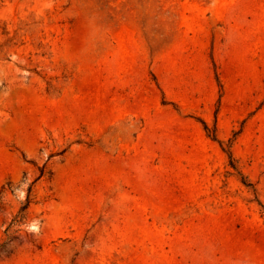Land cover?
<instances>
[{"label": "rangeland", "instance_id": "obj_1", "mask_svg": "<svg viewBox=\"0 0 264 264\" xmlns=\"http://www.w3.org/2000/svg\"><path fill=\"white\" fill-rule=\"evenodd\" d=\"M262 206L264 0H0V264H264Z\"/></svg>", "mask_w": 264, "mask_h": 264}, {"label": "trees", "instance_id": "obj_2", "mask_svg": "<svg viewBox=\"0 0 264 264\" xmlns=\"http://www.w3.org/2000/svg\"><path fill=\"white\" fill-rule=\"evenodd\" d=\"M204 124V126H205V128L207 129V125L205 124V123H203ZM231 154H230V158H231ZM29 204H30V196H28V198H27V200H26V204L22 207V211H25L26 209H28V207H29ZM263 207V206H262ZM263 209H264V207H263Z\"/></svg>", "mask_w": 264, "mask_h": 264}]
</instances>
